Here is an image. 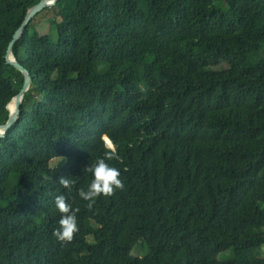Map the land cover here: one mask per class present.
Here are the masks:
<instances>
[{
	"label": "trees",
	"instance_id": "obj_1",
	"mask_svg": "<svg viewBox=\"0 0 264 264\" xmlns=\"http://www.w3.org/2000/svg\"><path fill=\"white\" fill-rule=\"evenodd\" d=\"M40 2L0 0V124L24 83L8 47ZM44 13L56 41L31 30ZM36 17L13 47L32 83L0 137V264H264V0H58ZM102 136L125 187L89 210ZM60 194L80 209L71 242L53 236Z\"/></svg>",
	"mask_w": 264,
	"mask_h": 264
},
{
	"label": "clouds",
	"instance_id": "obj_2",
	"mask_svg": "<svg viewBox=\"0 0 264 264\" xmlns=\"http://www.w3.org/2000/svg\"><path fill=\"white\" fill-rule=\"evenodd\" d=\"M101 138L106 145L103 157L98 159L94 164H91V166L86 167L87 171L92 174L93 179L87 190L81 188L78 191V195L83 200L88 201L87 208L89 210H92L99 196H113L117 190L122 191L125 187L120 178V170L110 166V164L106 162L119 159L116 148L106 136H102ZM58 183L62 188L71 190L75 181L69 177L62 176ZM55 206L62 215L58 221L59 227L54 229L53 236L61 242H71L75 234L79 232L77 213L80 209H73L72 205L66 201V197L63 194L55 197Z\"/></svg>",
	"mask_w": 264,
	"mask_h": 264
},
{
	"label": "water",
	"instance_id": "obj_3",
	"mask_svg": "<svg viewBox=\"0 0 264 264\" xmlns=\"http://www.w3.org/2000/svg\"><path fill=\"white\" fill-rule=\"evenodd\" d=\"M58 0H41V2L34 7H32L27 15L25 20L23 21L22 25L19 27V29L15 32L12 41L9 44L8 51H7V62L14 66L17 70L22 72L24 74V83L20 90V92L11 100V102L7 105V110L9 112V119L7 123L0 124V137H4L6 133L14 126L16 121L18 120L20 114H21V105L24 100L25 94L29 91L32 83V78L30 75V72L20 64L14 53H13V47L14 45L21 40L23 37L26 28L29 26V24L32 22V20L40 14L42 11H44L47 7H52L57 3ZM15 101V108L13 112H10V105L11 103Z\"/></svg>",
	"mask_w": 264,
	"mask_h": 264
},
{
	"label": "rangeland",
	"instance_id": "obj_4",
	"mask_svg": "<svg viewBox=\"0 0 264 264\" xmlns=\"http://www.w3.org/2000/svg\"><path fill=\"white\" fill-rule=\"evenodd\" d=\"M225 11L228 10V6H224ZM51 13H44L40 16L36 17L33 21V25L31 26L32 31H38L44 36H50L53 41L57 40V34L55 31H52L50 25H49V19H46L47 17L52 18ZM46 19V20H45ZM51 170H55L56 168H62L61 162L58 159L53 160L50 162L49 165ZM48 178H51L52 176H47ZM147 253V248L144 242H141L137 245H135L132 249V255L137 257H144ZM262 257L264 258V246L262 248Z\"/></svg>",
	"mask_w": 264,
	"mask_h": 264
},
{
	"label": "bare ground",
	"instance_id": "obj_5",
	"mask_svg": "<svg viewBox=\"0 0 264 264\" xmlns=\"http://www.w3.org/2000/svg\"><path fill=\"white\" fill-rule=\"evenodd\" d=\"M11 105H12V107H11ZM11 105H10V107H11L10 112H13V110H14V108H15V101H13V102L11 103Z\"/></svg>",
	"mask_w": 264,
	"mask_h": 264
}]
</instances>
